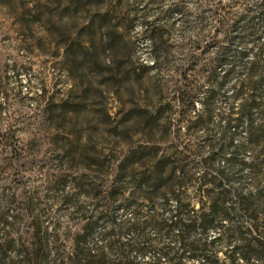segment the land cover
Returning <instances> with one entry per match:
<instances>
[{
  "label": "rangeland",
  "instance_id": "obj_1",
  "mask_svg": "<svg viewBox=\"0 0 264 264\" xmlns=\"http://www.w3.org/2000/svg\"><path fill=\"white\" fill-rule=\"evenodd\" d=\"M199 1L203 10L209 9L211 0H0V126L14 130L26 149L21 164L6 169L0 179V193L16 179L25 200L20 232L0 233L2 243L16 244L6 253L0 250L1 264L20 262L22 242L34 240L28 226L36 229L37 224L50 236L56 230L65 236L67 254L78 234L88 232L85 249L101 257V189L107 184H218L216 171L208 173L196 161L212 152L208 142L218 143L216 119L228 114L234 80L213 103L212 120L203 127L194 124L195 113L187 124L179 121L177 107L167 106L183 83L180 67L189 62V44L202 36L195 22L203 11ZM221 1L232 6V16L242 13L237 3L243 0ZM177 4L186 8L193 25L180 12L157 21L161 10ZM142 22L170 28L166 54L155 57ZM208 42V37L201 39L195 52L198 68L190 72L193 86L203 87L204 96L208 74L199 70L208 69L215 56L207 50ZM229 136L244 141L246 131L232 128ZM197 146L204 149L198 158L187 154L190 159L182 164L190 166L184 173L172 182L168 173L156 181L151 161L168 170V157ZM128 156L133 165L120 168ZM257 173V181L249 168L229 177L231 184L248 190L264 184V166ZM117 212L122 214V208ZM123 214L129 217V211ZM259 225L263 229L264 221ZM233 245H219L220 263H228Z\"/></svg>",
  "mask_w": 264,
  "mask_h": 264
},
{
  "label": "trees",
  "instance_id": "obj_2",
  "mask_svg": "<svg viewBox=\"0 0 264 264\" xmlns=\"http://www.w3.org/2000/svg\"><path fill=\"white\" fill-rule=\"evenodd\" d=\"M203 4L199 1L197 7L203 10ZM237 5L243 6L242 13L232 16V6L211 0L209 9L203 10L195 20L201 26V39L209 38L207 50L215 54L209 68L199 70L208 74L207 94L204 96L203 87L195 88L190 80V72L198 68L195 52L201 45L200 39L189 44L192 51L187 58L189 62L180 67L183 83L167 104L171 110L178 108L180 122L192 123L189 117L195 113L194 124L203 127L212 120L213 103L234 80L228 114L224 118L218 115L216 119L221 129L218 143L208 142L206 146L212 152L196 161L208 173L216 171L213 179L218 184H198L196 188L194 184H107L101 189V257L85 249L88 232L78 234L72 251L67 254L66 237L57 230L50 236L42 224H37L36 229L28 226L34 240L20 243L17 252L21 260L17 264H200L201 261L202 264H264V228L259 225L264 221V184H252L245 190L244 184H231L229 177L230 172L249 168L257 181V172L264 166V0H243ZM176 12L183 14L186 24H190L186 8L179 4L161 10L162 17L157 21ZM142 25L155 57L160 52L166 54L170 48V28L166 30L157 22H142ZM154 65L158 69L156 62ZM153 113L159 115V110ZM238 127L246 131L244 141L229 136L231 129L236 131ZM203 149L197 146L192 151L178 150L175 159L167 158L168 170L159 169L158 163L151 161L156 181H162L168 173L167 181L172 182L178 172L184 173L190 166L188 162L182 164L190 159L187 154L198 158ZM25 152L18 134L1 125L0 179L6 169L21 164ZM243 155L250 159L245 160ZM132 165L133 158L128 156L119 167L127 169ZM215 165L219 168L213 170ZM10 183L1 187L0 193V233L5 236L19 233L25 221L20 184H16V179ZM193 189L196 193L191 197ZM119 208L123 213L129 211V217L118 214ZM33 211L35 208L30 210ZM215 233L218 236L212 239L210 234ZM232 241L235 245L228 263H220L219 245ZM15 245L13 240L0 241V250L6 253ZM3 261L0 259V264Z\"/></svg>",
  "mask_w": 264,
  "mask_h": 264
}]
</instances>
